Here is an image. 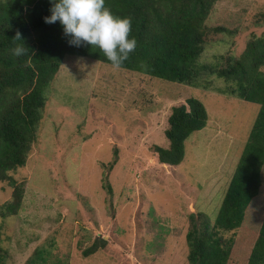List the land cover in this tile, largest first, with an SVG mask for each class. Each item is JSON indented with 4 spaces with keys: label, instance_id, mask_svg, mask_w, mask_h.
<instances>
[{
    "label": "rangeland",
    "instance_id": "rangeland-1",
    "mask_svg": "<svg viewBox=\"0 0 264 264\" xmlns=\"http://www.w3.org/2000/svg\"><path fill=\"white\" fill-rule=\"evenodd\" d=\"M207 27L200 62L226 66L222 56L240 57L264 33V0H219ZM196 81L66 56L27 164L10 172L24 185L17 215L2 216L14 188L0 184L5 264H27L40 250L48 264H189L192 216L214 224L261 108L218 93L232 85L211 72ZM190 98L205 105L208 125L186 141L181 165H162L154 148L170 149L169 118ZM101 239L107 245L85 257Z\"/></svg>",
    "mask_w": 264,
    "mask_h": 264
},
{
    "label": "trees",
    "instance_id": "trees-1",
    "mask_svg": "<svg viewBox=\"0 0 264 264\" xmlns=\"http://www.w3.org/2000/svg\"><path fill=\"white\" fill-rule=\"evenodd\" d=\"M219 0H105V6L132 21L130 38L137 47L120 69L190 87L211 72L228 86L218 93L260 105V112L227 189L219 214L211 225L204 214L192 216L187 235L189 264H264V33L253 37L240 57L222 56L219 68L202 65L207 46V21ZM49 0L0 2V184L12 183V201L3 206V217L19 213L24 185L10 172L24 167L47 106V89L60 72L66 56L87 57L112 65L96 46L69 44L59 21L46 23ZM214 32L224 33L221 27ZM25 47L16 56L13 49ZM205 105L190 98L175 107L166 132L170 149L155 147L162 165L176 167L186 157V141L208 125ZM116 164L112 163L111 168ZM109 192L112 188L106 185ZM230 235L229 237H226ZM0 264L8 252L1 246ZM95 243L84 251L90 257L107 245ZM27 264H48L43 250Z\"/></svg>",
    "mask_w": 264,
    "mask_h": 264
},
{
    "label": "clouds",
    "instance_id": "clouds-1",
    "mask_svg": "<svg viewBox=\"0 0 264 264\" xmlns=\"http://www.w3.org/2000/svg\"><path fill=\"white\" fill-rule=\"evenodd\" d=\"M50 15L46 23L59 21L70 45H91L99 48L112 66L119 68L135 51L137 40L130 38L132 21L114 15L105 6V0H49ZM16 56L25 53V47L13 49Z\"/></svg>",
    "mask_w": 264,
    "mask_h": 264
}]
</instances>
